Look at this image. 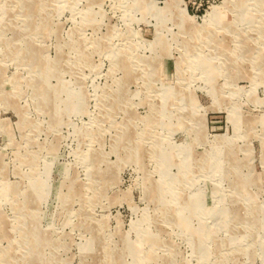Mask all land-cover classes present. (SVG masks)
<instances>
[{
	"label": "rangeland",
	"instance_id": "rangeland-1",
	"mask_svg": "<svg viewBox=\"0 0 264 264\" xmlns=\"http://www.w3.org/2000/svg\"><path fill=\"white\" fill-rule=\"evenodd\" d=\"M141 1L0 0V264H264V0Z\"/></svg>",
	"mask_w": 264,
	"mask_h": 264
},
{
	"label": "bare ground",
	"instance_id": "bare-ground-1",
	"mask_svg": "<svg viewBox=\"0 0 264 264\" xmlns=\"http://www.w3.org/2000/svg\"><path fill=\"white\" fill-rule=\"evenodd\" d=\"M142 1H146V0H142ZM142 1H141V3H140L141 5H142ZM141 7H142V6H141ZM215 14H216V13H215ZM215 14H214V15H215ZM214 15H213V14L210 15V16H209V19H210L211 17H212L211 19H213V18H214Z\"/></svg>",
	"mask_w": 264,
	"mask_h": 264
}]
</instances>
